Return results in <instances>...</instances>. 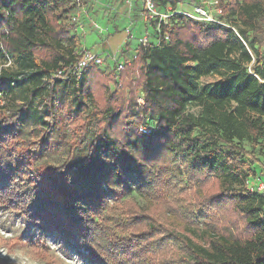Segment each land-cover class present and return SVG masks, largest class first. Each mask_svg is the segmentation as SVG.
I'll use <instances>...</instances> for the list:
<instances>
[{"label": "trees", "instance_id": "16d2710c", "mask_svg": "<svg viewBox=\"0 0 264 264\" xmlns=\"http://www.w3.org/2000/svg\"><path fill=\"white\" fill-rule=\"evenodd\" d=\"M179 1L157 0L173 8ZM217 8L222 24L232 18L233 25L183 17L160 23L158 47L140 44L135 58L122 60L120 71L93 68L76 79L68 72L54 76L81 55L75 53L73 25L61 20L71 10L70 0H0V96L6 99L24 72H30L32 83L43 81L28 104L34 93L46 86L52 90L65 77L78 106L84 108V101L90 107L77 144L95 121L81 160L92 197L80 196L68 180L69 171L80 170L74 147L70 158L50 169V178L37 187L43 203L28 207L18 190L4 187L0 204L42 220L100 264H264V198L245 185L234 187L236 180L247 179L246 158L253 153L242 142L253 149L264 146V51L257 38L264 0H218ZM40 54L47 59L37 61ZM8 61L14 71L5 67ZM212 74L220 78L208 86L198 84ZM139 90L144 104L137 114ZM27 103L2 118L3 135L15 134ZM190 104L200 107L198 116L187 113ZM46 106V121L52 122V105ZM146 119L154 126L148 135L138 130L148 124ZM0 152L5 155L4 147ZM16 172L22 175L20 167ZM125 179L134 182L147 207L124 203V221L118 225L125 228L119 233L105 219L107 203L97 192L102 185L109 194L122 193ZM79 189L89 191L83 185ZM78 198H83L80 205L74 202Z\"/></svg>", "mask_w": 264, "mask_h": 264}, {"label": "rangeland", "instance_id": "374dc122", "mask_svg": "<svg viewBox=\"0 0 264 264\" xmlns=\"http://www.w3.org/2000/svg\"><path fill=\"white\" fill-rule=\"evenodd\" d=\"M151 1L154 3V11L150 13L143 0H70L71 10L67 15L62 16L61 20L74 27L72 35L75 39V53L80 55L84 51H94L93 53L98 54L94 50L96 46L90 39L91 34L98 35V42L101 43L115 31H123L128 35L125 42L127 47L124 43L117 50H108L101 55H116L117 61L124 59L130 62L143 39L147 45L159 46L160 23L170 24L179 17L217 25H233L234 23L232 18H227V21L222 24L224 21L219 18L218 0H180L174 8L169 4L159 6L157 0ZM198 9L210 15L213 20L216 19L217 23L203 21L197 15ZM262 22L263 28L257 33V38L260 49L264 51V19ZM258 44L256 47L259 46ZM46 53L50 54L49 58L52 57V52L47 51ZM44 57V54L37 55L36 60H46L47 58ZM112 60L108 58L107 63L103 64L100 69H106V72L111 71ZM5 67L12 71L16 69L12 61L6 62ZM245 67L249 70L250 65ZM93 71L89 69L86 74H92ZM29 73V71L24 72L25 78H19L22 83H15L11 86L6 99L0 97V124L3 117H8L14 111L20 110L28 102L33 90L43 83V81L32 83L28 79ZM221 73L224 74L225 70L221 69ZM219 78L220 75L212 74L199 78L197 82L200 86H208ZM64 79L66 80L58 83L52 90L46 86L39 93H34L29 104L27 103L28 108L19 119L15 134L6 136L0 132V147L6 150L5 155L0 152V189L14 187L25 197L28 207H37L43 203L44 196L40 194L37 187L45 179L50 178V169L61 166L70 158L74 147H76L73 150L76 155L74 164L80 170L69 171L68 180L74 183L75 188L81 193L80 196H93L90 176L82 175L86 167L81 160L86 155L88 146L94 137L95 121L90 123L85 137L77 144L81 133L80 126L88 117L90 107L84 101H82L85 104L84 108L78 106V102L74 101L75 94L71 80L65 77ZM111 89L114 88L111 86ZM47 103L52 105V122L46 121L47 118H45ZM200 111V107L195 104L187 107V113L195 116H198ZM146 123L152 125L149 119H146ZM242 146L253 153L251 159L246 158L247 179L236 180L234 187H244L246 181L254 183L257 177L264 180L263 144L260 143L253 149L249 142L243 141ZM21 157H23L22 162ZM97 158L104 161L99 153ZM93 164L96 166L97 163ZM18 167H20L21 176L16 172ZM124 183L122 193L109 194L102 185L101 190L97 192V195L104 197L107 203L103 209L105 219L119 233H122L125 228L124 224L118 225L119 222L124 221V203L134 201L143 208L147 207L145 199L138 193L134 182L125 179ZM80 185L87 187L88 193H83L79 189ZM75 201L80 205L83 203V198L74 199ZM196 211L197 213H208L200 208H196ZM0 264L100 263L92 260L83 248H75L70 241L64 239L60 231L46 228L42 220L32 221L19 211H12L0 204Z\"/></svg>", "mask_w": 264, "mask_h": 264}, {"label": "built area", "instance_id": "2783aa9c", "mask_svg": "<svg viewBox=\"0 0 264 264\" xmlns=\"http://www.w3.org/2000/svg\"><path fill=\"white\" fill-rule=\"evenodd\" d=\"M143 1H144L147 11L150 13L153 12L154 5L152 1L151 0H143ZM197 15L201 17L203 21L217 23L216 19L213 20L210 15H208L207 13L199 9L197 10ZM164 39L165 41L168 40L167 33L164 34ZM141 44L143 45L146 44L145 39L142 40ZM132 58H135V55H133ZM112 61H114L113 68H115V70L117 71H120L124 65L123 61H117L116 59H113ZM106 62L107 60L101 55L95 54L91 51H84L81 53L80 57L76 60V62L71 67L66 69V71L62 69L57 70L54 76L61 77L65 75V72H68L70 73V75H72L76 79H80L81 76L84 73H86L89 69L100 68L103 64H106ZM137 103L139 104V109L136 111V113L138 114L140 110V106L144 104L142 93L140 91H138L137 93ZM138 130L142 134L148 135L152 133V131L154 130V126L148 125V124H141L138 127ZM245 188L249 193L257 194L258 196L264 198V180H261L259 177L256 178V181L254 183L253 182L249 183L248 181H246Z\"/></svg>", "mask_w": 264, "mask_h": 264}, {"label": "crops", "instance_id": "0c3cea01", "mask_svg": "<svg viewBox=\"0 0 264 264\" xmlns=\"http://www.w3.org/2000/svg\"><path fill=\"white\" fill-rule=\"evenodd\" d=\"M127 36L128 35L124 33L123 31H117L116 33H113L109 37L105 38L104 42H101V43L98 42V35L91 34L90 39L92 40L94 46H96L94 49L95 52H97L98 55H101L102 53L108 50H111V51L117 50L119 47H121L126 42ZM101 56L104 57L107 61H108V58L116 59V55H101ZM66 57H68V55H66ZM122 60L124 59H120L119 61H122ZM112 67H114V63Z\"/></svg>", "mask_w": 264, "mask_h": 264}]
</instances>
